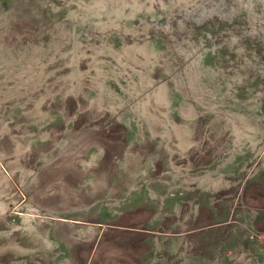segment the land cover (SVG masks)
<instances>
[{
  "label": "rangeland",
  "instance_id": "1",
  "mask_svg": "<svg viewBox=\"0 0 264 264\" xmlns=\"http://www.w3.org/2000/svg\"><path fill=\"white\" fill-rule=\"evenodd\" d=\"M258 170L264 0H0V264H259L203 207Z\"/></svg>",
  "mask_w": 264,
  "mask_h": 264
},
{
  "label": "crops",
  "instance_id": "2",
  "mask_svg": "<svg viewBox=\"0 0 264 264\" xmlns=\"http://www.w3.org/2000/svg\"><path fill=\"white\" fill-rule=\"evenodd\" d=\"M258 173V174H257ZM243 195H241L240 200L236 201L232 206H227V204H223V202H203V207L206 208L207 205L209 207L215 209H226L228 208L230 213L228 219L230 220L231 224H234V230L232 231V246L237 248L238 253L241 252L245 255L253 257L255 261L259 264H264V246H259L255 242L249 239L248 233L250 231H263L264 230V171L258 170L256 174H253L250 179H248L247 184L243 190ZM215 220L214 227L219 226L222 223H219V213L212 212ZM164 235V234H163ZM162 234L151 235V237L143 238L139 240L141 242V246L147 247L149 251H146L143 254L142 263L149 262L151 264H158V259L162 258L159 254L160 248L154 241L157 239L156 237H160L162 239H166L168 242H172L171 249L168 244V258L171 261V264H175L179 262L177 254L183 252V256L188 257V250L191 249V245L189 243L188 234H166V238H164ZM190 235V234H189ZM162 236V237H161ZM177 241V244H175ZM199 248H213L216 252H218V256L222 257V250H223V235L222 233H215L213 236L208 235L206 233L202 234L199 239ZM187 252V253H186ZM44 256L48 254L46 250H44ZM58 253V254H57ZM62 250L55 249L54 255H60ZM29 259H24L21 261L20 264H32L33 260L31 257L35 255H26ZM141 256V257H142ZM177 259V260H176ZM58 264H62L60 261ZM169 264V263H168Z\"/></svg>",
  "mask_w": 264,
  "mask_h": 264
},
{
  "label": "built area",
  "instance_id": "3",
  "mask_svg": "<svg viewBox=\"0 0 264 264\" xmlns=\"http://www.w3.org/2000/svg\"><path fill=\"white\" fill-rule=\"evenodd\" d=\"M248 237L250 240L258 244L259 246H264V230L263 231H259V230L250 231L248 233Z\"/></svg>",
  "mask_w": 264,
  "mask_h": 264
}]
</instances>
